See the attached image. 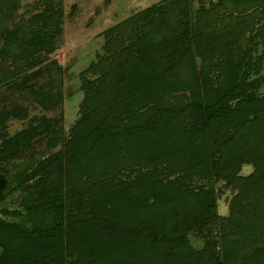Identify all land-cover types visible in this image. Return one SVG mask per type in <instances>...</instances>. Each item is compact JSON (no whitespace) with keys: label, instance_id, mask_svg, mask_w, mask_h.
I'll return each mask as SVG.
<instances>
[{"label":"trees","instance_id":"16d2710c","mask_svg":"<svg viewBox=\"0 0 264 264\" xmlns=\"http://www.w3.org/2000/svg\"><path fill=\"white\" fill-rule=\"evenodd\" d=\"M63 16L0 0V128L27 112L15 93L59 104L35 86ZM105 39L67 131H0V164L55 148L1 197L0 264H264V0H161ZM217 183L236 191L226 216Z\"/></svg>","mask_w":264,"mask_h":264},{"label":"rangeland","instance_id":"374dc122","mask_svg":"<svg viewBox=\"0 0 264 264\" xmlns=\"http://www.w3.org/2000/svg\"><path fill=\"white\" fill-rule=\"evenodd\" d=\"M159 1L161 0H62V39L56 51L40 65L43 72L35 86L36 91H46L49 96L58 97L59 104L46 109L33 100L29 91H25L21 96L15 93L12 95L17 98L14 102L26 106L27 112L21 118L7 119L0 131H4L8 137L15 136L27 128L34 116L55 119L62 116V126L67 131L78 117L83 98L79 74L90 62L97 60L98 54H103L105 32L113 25ZM52 60H55V64L51 63ZM4 107H7V104ZM54 150L55 148H47L44 139L33 140L30 147L20 151L17 157L0 164L3 168V171H0V208L13 200L14 194L2 198L16 184L17 175L21 170ZM252 170L251 165H245L241 174L247 175ZM217 187V210L226 216L232 208L236 191L224 188L220 183H217Z\"/></svg>","mask_w":264,"mask_h":264}]
</instances>
